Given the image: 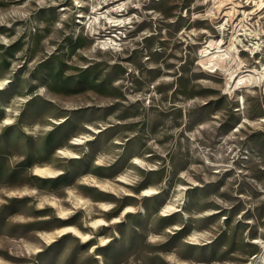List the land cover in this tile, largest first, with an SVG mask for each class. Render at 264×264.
<instances>
[{
  "label": "rangeland",
  "instance_id": "obj_1",
  "mask_svg": "<svg viewBox=\"0 0 264 264\" xmlns=\"http://www.w3.org/2000/svg\"><path fill=\"white\" fill-rule=\"evenodd\" d=\"M259 1L142 0V11L132 7L136 0L80 8L69 0H0L7 264H44L57 253V264L73 254L88 264L89 246L102 264H186L192 249L213 264H264ZM219 41L223 61L213 67L220 60L203 51ZM127 207L135 212L120 216ZM113 229L121 247L101 243ZM150 235L160 239L153 244ZM154 248L167 251H147Z\"/></svg>",
  "mask_w": 264,
  "mask_h": 264
},
{
  "label": "snow or ice",
  "instance_id": "obj_2",
  "mask_svg": "<svg viewBox=\"0 0 264 264\" xmlns=\"http://www.w3.org/2000/svg\"><path fill=\"white\" fill-rule=\"evenodd\" d=\"M42 2V0H41ZM56 0H53V3L55 4ZM69 2L75 6L76 8H80L83 7L84 5L89 3V0H69ZM144 3H150V0H143ZM202 3H207L208 0H201ZM246 2L248 3V6L251 7V4L254 2V0H246ZM99 3V0H98ZM127 3L132 4V0H127ZM102 6V4H101ZM60 5H56V8L59 9ZM132 7L137 8V9H141L143 11L142 8V0H136L135 4H132ZM261 8H264V3H261ZM91 11L92 12H96L97 11V5L96 4H92L91 5ZM140 17H137V20H139ZM117 24L122 23L121 21H117ZM144 36H148L151 35L150 32H145L143 34ZM136 39H141V37H136ZM183 39V38H181ZM5 43H7V41H5ZM100 47H107V45L101 44ZM112 47L116 48L117 51H119V46L118 45H113ZM145 59H148L147 57H145ZM147 67L151 68L154 67V65H152L151 63H149L147 65ZM129 71H132L131 68H129ZM158 83V81H157ZM40 91L42 92L43 89H40ZM225 91H227V89H225ZM0 102H6V98L4 97L3 92H0ZM62 115L67 116V113H61ZM34 119V117L29 116L28 117V122H31ZM23 120V118H22ZM199 127L200 128H204L205 125L203 123H199ZM71 135V133L69 134ZM88 148H90V145L87 146ZM97 163H99V161H97ZM137 163H140V161H137ZM261 192H264V189H261ZM146 195H150L151 194V190H149L148 193H145ZM264 198V197H262ZM227 206V205H226ZM101 207H104V205H101ZM185 211H187V209H185ZM135 212V209L131 208V207H127L123 210V212L120 213V216H123L126 213H132ZM6 215H7V210H6ZM120 216H118L115 220H110V221H106L104 219H96L94 221L91 222V227L92 228H96L98 225H105L106 223H117L120 219ZM176 217H173V220H176ZM251 223V222H249ZM178 226V225H177ZM46 227H52L51 224L46 225ZM3 230V223H2V218H0V231ZM61 232H74L76 236H81V233L76 231L75 228H71V227H65L60 229ZM169 231H171V229H169ZM259 232L264 233V227H261L259 229ZM111 233H114V235H110L109 239H102L101 243L102 245H109L111 247H121L122 246V239H121V235L119 232H116V230H111ZM83 240L87 241L89 239V235H83L82 237ZM160 239L159 236L156 235H150L148 236V240H150L153 244H155L158 240ZM251 239V238H249ZM256 244H261V241L256 240L253 241ZM194 243H198V241H194ZM89 249L92 251V258L88 261V264H102V260H101V253L96 252L94 248H92V246H89ZM51 251V250H50ZM62 251H67V249H63ZM150 251L151 254L156 255L157 253L161 252V251H167V249H158V248H154V249H150L147 250ZM197 251H202L201 249H192L190 250L188 255H185L182 257V259L186 262V264H213V262L211 260H206L203 259L202 257L196 256L194 255L195 252ZM60 253L54 254L51 258H49L48 260L44 261V264H57V255H59ZM167 260L169 261H173L175 260L174 256H167ZM0 264H7V261L5 259H3L2 257H0ZM68 264H80L79 262V258L75 257L74 254L73 256L70 257ZM112 264H125L124 260L121 259H116L112 261ZM138 264V262H137ZM154 264H161V261L159 259H157Z\"/></svg>",
  "mask_w": 264,
  "mask_h": 264
},
{
  "label": "bare ground",
  "instance_id": "obj_3",
  "mask_svg": "<svg viewBox=\"0 0 264 264\" xmlns=\"http://www.w3.org/2000/svg\"><path fill=\"white\" fill-rule=\"evenodd\" d=\"M260 2V3H259ZM258 3L261 5V3H263L262 2V0L261 1H259ZM258 5V4H257ZM119 8V7H118ZM117 8V9H118ZM122 8V7H121ZM121 8H120V10H121ZM123 9V8H122ZM119 11V10H118ZM109 18V17H108ZM119 20V19H118ZM118 20H116V18L115 19H113V18H110L109 19V21L110 22H114V23H116ZM122 22V21H121ZM126 23V22H125ZM116 25H117V23H116ZM122 27V26H121ZM222 41V40H221ZM221 41H219L218 43H216L215 44V46H214V44L213 43H210L209 44V46L203 51L204 52V57H207V56H209V55H215L214 56V58L215 59H219L220 57H221V54L220 53H222V52H225V50H223L222 49V47H223V45L221 44L222 42ZM107 42V41H106ZM104 43V42H103ZM105 44V43H104ZM113 44V43H112ZM108 47V46H107ZM105 48V47H104ZM202 52V53H203ZM229 56V55H228ZM225 59V58H224ZM220 60V59H219ZM221 61H223V60H220V61H217L216 63H215V65L213 66V67H216V66H220V64H222V62ZM221 67V66H220ZM263 69V68H262ZM249 71V70H248ZM260 74H261V72H260ZM261 77H262V79L264 80V69H263V71H262V74H261ZM233 78V77H232ZM238 86H236L235 88H237ZM239 102H240V104H241V108H244V102H243V98H242V100L240 99L239 100Z\"/></svg>",
  "mask_w": 264,
  "mask_h": 264
},
{
  "label": "clouds",
  "instance_id": "obj_4",
  "mask_svg": "<svg viewBox=\"0 0 264 264\" xmlns=\"http://www.w3.org/2000/svg\"><path fill=\"white\" fill-rule=\"evenodd\" d=\"M126 47H132L133 45L131 43H129L128 45H125ZM115 62V61H113Z\"/></svg>",
  "mask_w": 264,
  "mask_h": 264
}]
</instances>
